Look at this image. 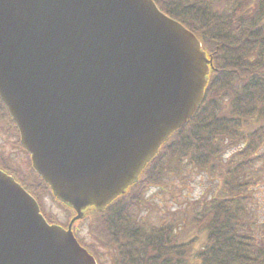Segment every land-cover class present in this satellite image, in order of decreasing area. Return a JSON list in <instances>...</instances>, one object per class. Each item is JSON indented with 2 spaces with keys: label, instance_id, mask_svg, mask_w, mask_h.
Segmentation results:
<instances>
[{
  "label": "water",
  "instance_id": "obj_1",
  "mask_svg": "<svg viewBox=\"0 0 264 264\" xmlns=\"http://www.w3.org/2000/svg\"><path fill=\"white\" fill-rule=\"evenodd\" d=\"M212 67L154 0H0V100L75 215L49 224L0 169V264H97L72 223L137 182L199 107Z\"/></svg>",
  "mask_w": 264,
  "mask_h": 264
},
{
  "label": "trees",
  "instance_id": "obj_2",
  "mask_svg": "<svg viewBox=\"0 0 264 264\" xmlns=\"http://www.w3.org/2000/svg\"><path fill=\"white\" fill-rule=\"evenodd\" d=\"M154 2L212 56L204 96L137 182L103 210H86L92 239L80 243L98 264H106L100 248L109 254L108 264H264V221L253 204L264 171V0ZM0 122L18 136L1 100ZM183 167L209 175L211 196L195 200L186 218L150 222L142 215L144 191L163 186ZM0 168L14 174L1 158ZM34 175L37 186L18 179L39 200L41 188L51 190Z\"/></svg>",
  "mask_w": 264,
  "mask_h": 264
},
{
  "label": "rangeland",
  "instance_id": "obj_3",
  "mask_svg": "<svg viewBox=\"0 0 264 264\" xmlns=\"http://www.w3.org/2000/svg\"><path fill=\"white\" fill-rule=\"evenodd\" d=\"M17 139L18 136L9 134L4 124L0 122V158L13 168L24 182L37 186L38 181L35 172L33 173L30 158L21 145L19 146ZM214 187V183L206 173L183 167L178 174L168 175L163 186L149 187L144 191L143 195L148 200V206L143 207L142 215H146L152 223L167 222L176 217L186 218L194 201L209 198ZM39 195V201L48 221L66 225L75 215L59 203L51 191L41 188ZM253 204L258 219L264 221V171L263 180L255 187ZM85 214L72 223L73 234L83 244L92 239L89 233L90 220ZM99 250L104 254L101 258L108 264L109 254L102 248Z\"/></svg>",
  "mask_w": 264,
  "mask_h": 264
}]
</instances>
